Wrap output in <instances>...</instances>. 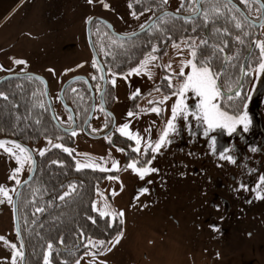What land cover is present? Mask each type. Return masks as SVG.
I'll list each match as a JSON object with an SVG mask.
<instances>
[{
  "label": "rangeland",
  "instance_id": "1",
  "mask_svg": "<svg viewBox=\"0 0 264 264\" xmlns=\"http://www.w3.org/2000/svg\"><path fill=\"white\" fill-rule=\"evenodd\" d=\"M178 1L170 0L171 10L180 9ZM129 5L127 1L116 4L123 11L121 16L125 25L121 29L114 27L123 34L142 28L152 16L151 12L134 16L128 11ZM87 22L80 31L83 27L88 44ZM68 23L67 26L62 25L64 30L57 39L70 44L75 40L80 42L77 26L72 19ZM100 25L98 22L95 34L101 39ZM261 43H264V27L255 45ZM175 45L178 47L173 46L169 54L162 57L147 54L135 67L140 68V73L133 71L119 82L116 102L109 108L116 118L112 133L93 138L77 129L74 131L75 144L71 147L43 138L33 148L39 154L41 150L45 152L54 145H62L75 154L78 168L119 172L118 176L105 179L96 193L94 205L98 212H109L111 216L124 213L121 217L123 235H119L120 241L114 247L108 243L107 248L111 247V251L103 250V255H98L93 264H264V199L258 198V193L264 196V185L260 184V178L264 177V75L255 79L257 74L253 73L246 107L240 113L247 112L250 121L247 131L243 126H237L231 134L226 129H217L206 136L205 126L194 117L189 115L185 120L178 116L174 121L176 131L170 132L168 137L171 142L156 153L149 150L145 154L146 142L150 140L154 144L158 141L171 118L172 107L178 99L172 93L184 80L179 75L181 68L184 76L191 72L190 65H187V61L192 59L190 49L183 42ZM258 54L260 57V48ZM150 55L156 59H149L147 67L141 68V63ZM91 60V66L85 67L84 74L93 73L92 76L99 80L97 72L100 67L94 57ZM168 65H171L170 69ZM112 74L108 72L111 82L115 76ZM168 76L172 79L173 87L169 88L173 91L165 94L162 84L168 85L165 79ZM64 82L49 83L50 96L57 117L69 126L71 117L59 99ZM101 89L102 82L99 81L95 89L97 96ZM166 96L169 98L163 104L157 103ZM198 100L192 92L187 93L185 103L190 113L195 110ZM152 107H159L160 113L150 111ZM108 116L110 114L104 113L98 104L90 132L99 134L107 131L111 123ZM125 124L128 125L126 133L131 136L118 130ZM115 133L133 142V149L137 147L136 137L140 138V151H134L135 159L127 161L126 150L114 143ZM213 139L215 145L212 144ZM222 153L231 156L234 162L221 159ZM141 160H151L150 167L157 171L141 179L138 171L128 167ZM85 164L94 166H82ZM141 166L139 163L136 165L137 169ZM18 167L15 157L0 148V186L17 189L16 181L10 176ZM30 172L27 165L17 178L21 182ZM73 188L70 186L66 192ZM142 189L147 191L142 193ZM14 193L9 192L12 201ZM0 237L20 249L16 243L12 203L6 199L0 203ZM115 239L111 242L115 243ZM9 244L0 243V264H12ZM96 251L97 248H91L88 252ZM20 260L18 258L17 263ZM90 261L93 257L85 255L80 264H89Z\"/></svg>",
  "mask_w": 264,
  "mask_h": 264
},
{
  "label": "trees",
  "instance_id": "2",
  "mask_svg": "<svg viewBox=\"0 0 264 264\" xmlns=\"http://www.w3.org/2000/svg\"><path fill=\"white\" fill-rule=\"evenodd\" d=\"M196 1L183 0L178 12L195 13ZM235 1L248 11L241 0ZM216 3L217 0H203V12H209L208 20H205L203 12L199 17L192 19L166 15L147 32L127 39L116 37L106 24L96 21L101 24L99 35L103 37H96L97 23H93V38L107 72L116 75L129 74L147 54L162 57L171 46L183 42L188 49L190 46L195 47L197 62L209 59L213 70L218 73L227 56L228 61L221 82L225 90L234 89L237 86L235 81L240 78L239 69L245 56L260 34L258 28L232 3L230 7L234 11L221 8L223 15L212 14ZM130 5L132 12L137 16L151 12L152 16L144 25L160 12L169 9L162 0H130ZM233 17L236 19L233 20ZM236 21L242 22L241 28L235 27ZM103 30L106 31L105 34L102 33ZM201 40H206L207 44H201ZM221 47L224 51L218 52ZM153 48L157 49L154 53ZM258 53L259 48L255 45L248 65H255L259 61ZM99 72V80L93 79L94 74H90L95 89L98 82H102L100 68ZM252 80L253 74L244 78L240 88L242 97H234L230 102L228 96L222 95V109L227 110L229 114L239 115L247 102ZM162 91L170 94L173 90L162 84ZM0 93L8 97L5 100L0 96V137L15 138L32 147L43 138L54 139L69 147L75 144L72 133H66L54 124L42 81L34 77L12 78L0 84ZM65 98L74 108L78 125L82 127L92 104V95L87 83L83 80L72 83L65 91ZM105 101L108 108H112L116 102L115 87L110 82L105 92ZM103 112L105 113L104 110ZM108 117L110 121L111 118ZM114 143L126 150L127 161L136 158L133 142L115 133ZM63 149L53 147L45 151L43 156L36 153L37 173L20 194L19 217L27 248V264H45V255H48L49 264H76L77 260L91 250L84 247L87 238L95 242L105 241L102 249L105 250L108 242L113 241L123 231L120 216H101L100 212L93 208L96 193L105 179L118 176L119 172L78 168L75 154H69ZM139 165H146L145 160H141ZM70 186H73L74 190L69 191L64 200H60L59 197L64 195ZM37 207L43 208L44 211L35 212ZM16 243L19 245L18 241ZM48 244L53 246L50 254Z\"/></svg>",
  "mask_w": 264,
  "mask_h": 264
},
{
  "label": "crops",
  "instance_id": "3",
  "mask_svg": "<svg viewBox=\"0 0 264 264\" xmlns=\"http://www.w3.org/2000/svg\"><path fill=\"white\" fill-rule=\"evenodd\" d=\"M125 1L130 4V0H92V3L89 0H0V78L10 72L32 71L44 75L49 83H55L66 81L77 73L84 74L85 67L91 66L93 54L83 27L80 31L81 26L89 18L98 16L110 20L115 27L123 28V11L116 4ZM166 4L170 9V0ZM177 4L181 8L183 0ZM128 11L133 15L131 7ZM70 19L77 26L80 42L75 40L70 44L57 39L64 30L62 25L67 26ZM16 59L27 63L17 68L18 64L13 63ZM85 74L90 75L88 72ZM112 75H115V84L109 79L108 82L115 87L117 98L119 82L127 74ZM0 243L6 245L5 240H0ZM8 243L13 244L11 241ZM17 264H21V260Z\"/></svg>",
  "mask_w": 264,
  "mask_h": 264
},
{
  "label": "snow or ice",
  "instance_id": "4",
  "mask_svg": "<svg viewBox=\"0 0 264 264\" xmlns=\"http://www.w3.org/2000/svg\"><path fill=\"white\" fill-rule=\"evenodd\" d=\"M245 4L248 3V0H243ZM89 3H92V0H89ZM162 3H167V0H162ZM105 7H108V5H104ZM131 7V5H129ZM221 8H226L228 11H234L230 7V0H217V3L214 5L212 8V14L219 16L223 15L224 13L221 12ZM194 11H198L194 9ZM135 16L136 14L133 13ZM205 20L209 19V12L205 11L203 12ZM233 20L236 18L233 17ZM236 28H241L242 27V22L236 21L235 23ZM261 27H264V25H261ZM239 39V37H238ZM242 42V41H241ZM187 43V42H185ZM201 44H207L206 40H201ZM174 47H178V45H173ZM258 47L260 48V59L259 61L255 64H249L246 67H240V78H238L235 83L237 84L238 88L237 90H234L229 88V91H231L233 94L229 95L227 97L228 101H232L234 97L240 98L242 97L243 93L240 88H242L241 84V79L243 77H249L252 76L253 73H256L255 79H259L262 75H264V43L258 44ZM190 55L192 59L187 61V65H190L191 67V72L187 75L184 76V71L183 68H181V71L179 73L180 76L184 77L183 82H181L177 87H175V91L172 93V95L177 96L178 99L176 103L172 107V115L169 121L166 124L165 129L163 130L161 136L159 137V140L156 141L154 144L150 140L146 142L145 145V154L149 150H151L153 153H156L160 150V148L167 143H170L171 141L168 139L170 132H175V124L174 121L177 120L178 116H183L185 120L188 119L189 115L194 117L198 122L202 123L205 128H204V134L207 136L210 132H213L217 129H226L228 133H233L236 131L237 126H243L244 130L247 131L248 125L250 123L247 112H243L240 115H232L229 114L227 110L222 109L221 107V99H222V89L224 88L223 83H218V80H220L221 74L214 71L212 66H211V61L209 59H204L199 62L196 61V49L193 46H190ZM157 49L153 48L152 52H156ZM218 52H223L224 48L221 47L217 50ZM149 59H156L155 56H151L149 58H146L145 61L141 63V68H146ZM230 59V58H229ZM13 63L15 64H23L26 65V61L24 60H13ZM95 66V64H94ZM169 69L171 68V65L167 66ZM0 70H2V66H0ZM132 71L136 72L137 74L140 73V68L133 69ZM131 75V72L129 73ZM31 78V77H30ZM93 79H96V77H93ZM165 79L168 81V87H173L172 84V79L170 76L165 77ZM113 85L115 84V79L112 80ZM75 91V89H73ZM159 91V89H157ZM192 92L196 97L199 98L198 103L195 105V110L192 111L191 113L189 112L188 105L185 103V100L187 98V93ZM138 94V92H137ZM0 96H3L2 93H0ZM169 97H164L163 100L157 102L159 104H163ZM3 99L7 100V96H3ZM150 103H153L150 101ZM246 107V105H245ZM152 112H156L157 114L160 113L161 109L159 107H152L150 109ZM131 116L132 113H129ZM128 129V125L125 124L123 125L120 129H118L122 134H128L131 136L130 133H126V130ZM73 135H76L75 132L72 133ZM136 143L137 147L133 149L136 152L140 151L139 144H140V138L137 136L136 137ZM216 141L213 139L212 144L215 145ZM11 145V147H8V145ZM54 147H62V145H54ZM0 148H2L5 152L11 154L12 156L15 157L17 163L19 164L20 167L15 169L10 176V179H13L16 181V184L19 185L21 182L17 178L18 173L23 169L25 164H28L30 166L34 165V161L32 160L31 152L29 149L24 148L22 145L16 143L15 141H0ZM66 152H69L71 154V151L67 148L63 149ZM41 156L44 155V151L41 150L39 153ZM154 158V157H153ZM221 159H228L232 161V157L228 156L224 153L221 154ZM234 162V161H232ZM55 163V162H54ZM139 163V161H134L133 163L129 164L128 167L132 168L134 171H138V174L141 179L144 178V176L148 173H151L153 171H157L156 169H153L150 167L151 165V160L146 161L145 163L148 166H141L139 169H137L136 165ZM84 167H92L94 166L93 164H85L82 165ZM111 178V177H110ZM260 184L264 185V177L260 178ZM74 190V189H73ZM15 192L16 189H8L5 188L4 186H0V197H3V199H0V203H3L4 200L6 199L7 202L12 203V197L9 195V192ZM147 189H142L141 192H145ZM69 193L65 192L64 195H61L59 197L60 200H64L66 196H68ZM258 198L264 199V196H260L258 193ZM93 208L95 210V205H93ZM44 209L37 207L35 209V212L40 213L43 212ZM101 216H107L111 215L109 212L101 211L100 212ZM118 215L120 217H123L124 213L119 212ZM91 219V218H90ZM94 222V221H93ZM123 223V221H120ZM121 236L123 235L122 233L120 234ZM81 236H83V233H81ZM0 240H4V237H0ZM120 241V236H117L115 239V243L109 241L108 243L112 245V247L115 246L116 243H119ZM8 243L7 241H5ZM105 245V241H99L95 242L91 238H87L86 243L84 244L85 248H97L96 252H86L85 255H90L93 257V261H90L89 264H93L95 261V258L98 255H103V246ZM13 249L12 253V264H17V260L23 259L24 258V252H23V245H21L20 249H17V246L15 244H10L9 245ZM47 248L49 250V254L51 253V250L53 248L52 244H48ZM107 251H111V247H108L106 249ZM45 264H49L48 261V255H45L44 257ZM76 264H80V260L76 261ZM102 264V262H101Z\"/></svg>",
  "mask_w": 264,
  "mask_h": 264
},
{
  "label": "water",
  "instance_id": "5",
  "mask_svg": "<svg viewBox=\"0 0 264 264\" xmlns=\"http://www.w3.org/2000/svg\"><path fill=\"white\" fill-rule=\"evenodd\" d=\"M257 2H259V4L261 5L262 8V15H261V19L260 21L255 20L253 17H251L244 9L243 7L237 3L235 0H230V3H232L233 5H235L241 12L242 14L245 16V18L253 25L255 26H261L264 22V1L263 0H256ZM203 0H197L196 1V5H197V10L195 13H191V14H186V13H181L178 11H174L171 9H167L164 10L162 12H160L159 14H157L156 16H154L146 25H144L142 28L138 29L137 31L130 33V34H123L119 31H117L113 25V23L104 18V17H98V16H94L89 18L88 22H87V38H88V44L89 47L91 49V52L93 54V57L95 58L98 66L100 67L101 70V75H102V89L100 90L99 93V101L103 107V109L105 110V112H108V114H110L111 116V124L109 126V128L107 129V131L101 133V134H93L90 132V124L94 118V115L96 113V107L98 104V99H97V93L96 90L94 88L93 82L91 80V78L83 73H79V74H75L70 76L62 85L60 92H59V99L60 102L63 104V106L66 108V110L69 112L71 119H72V126L71 127H66L61 121L60 119L57 117L56 114V110H55V105L51 99L50 96V84L47 80V78L39 73L36 72H32V71H26V72H10L7 73L6 75L2 76L0 78V84L4 83L5 81H8L12 78H18V77H34L39 79L40 81L43 82L44 87H45V97L48 103V107L50 110V114L52 117V120L54 122V124L56 125L57 128H59L60 130L66 132V133H72L73 131H75L77 129V118H76V113L74 111V108L72 107L71 104H69L65 98V91L66 89L74 82L78 81V80H83L87 83L90 91H91V95H92V104H91V108H90V112L88 114L87 119L85 120L84 124H83V131L86 132L87 134H89V136L93 137V138H99V137H104L109 135L110 133L113 132L114 128H115V124H116V118L115 115L113 113L112 110H110L106 104L105 101V92L108 86V72H107V68L97 50V47L95 45L94 42V38H93V33H92V27H93V23L95 21H100L104 24H106L108 26V28L110 29V31L113 33V35H115L118 38L121 39H127V38H133L136 37L140 34H143L145 32H147L148 30H150L159 19H161L162 17L166 16V15H174V16H178V17H182L185 19H192V18H197L199 17L202 12H203ZM255 47V42L252 44L250 50L248 51V53L245 56V59L243 61L242 67H246L248 65L251 53L253 51ZM227 61H228V57L226 56L223 67L220 71V74L222 76L225 67L227 65ZM221 76H220V80H218V83H222L221 82ZM243 77L241 79V84H243L244 81ZM238 86H236L234 90H237ZM240 90V89H239ZM223 95H232L233 93L231 91H226L224 88L222 89ZM0 141H15L16 143L22 145L24 148L29 149L31 152V156H32V160L34 161V165H32V169L31 172L29 173V175L23 180L21 181V183L18 185L14 196H13V202H12V208H13V217H14V226H15V230H16V235L18 238V242L19 245L21 247V245H23V252H24V258L21 259V264H27L26 260H27V248L23 239V234H22V229H21V224H20V217H19V198H20V194L23 190V188L34 178V176L37 173V169H38V160H37V154L34 150V148L32 146H30L29 144L24 143L23 141L17 140L15 138H11V137H0Z\"/></svg>",
  "mask_w": 264,
  "mask_h": 264
},
{
  "label": "flooded vegetation",
  "instance_id": "6",
  "mask_svg": "<svg viewBox=\"0 0 264 264\" xmlns=\"http://www.w3.org/2000/svg\"><path fill=\"white\" fill-rule=\"evenodd\" d=\"M242 2H243V0H241ZM264 1V0H263ZM237 2V1H236ZM238 3V2H237ZM244 3V2H243ZM245 4V3H244ZM246 5V8H247V10L248 11H246L244 8V10L251 16V17H253L255 20H257V21H260V19H261V15H262V8H261V5L259 4V2H257L256 0H248V3L247 4H245ZM262 25H264V22H263V24ZM255 26V25H254ZM256 28H258V31H259V34H260V36H261V33H262V27L261 26H256ZM259 39V38H258ZM258 39H257V41H258ZM45 88V87H44ZM226 91H228V90H226ZM100 93V92H99ZM225 96H227V95H225ZM97 99H98V104H100L101 105V103H100V101H99V94H98V96H97ZM98 104H97V106H98ZM101 108L103 109V107H102V105H101ZM66 109V108H65ZM104 110V109H103ZM96 111H97V107H96ZM69 113V112H68ZM70 115V114H69ZM71 117V116H70ZM77 118V117H76ZM111 118V117H110ZM111 124V123H110ZM72 126V119H71V125H69V126H66V127H71ZM77 129H82L83 130V125H82V127H79V125H78V122H77ZM76 129V130H77ZM75 130V131H76ZM74 132V131H73ZM72 132V133H73ZM99 134H101V133H99ZM118 134V133H117ZM115 135V134H114Z\"/></svg>",
  "mask_w": 264,
  "mask_h": 264
}]
</instances>
